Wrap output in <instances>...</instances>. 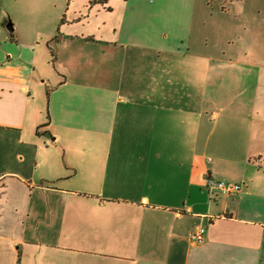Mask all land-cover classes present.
Listing matches in <instances>:
<instances>
[{
	"label": "crops",
	"instance_id": "1",
	"mask_svg": "<svg viewBox=\"0 0 264 264\" xmlns=\"http://www.w3.org/2000/svg\"><path fill=\"white\" fill-rule=\"evenodd\" d=\"M45 2L0 28V264H264V0Z\"/></svg>",
	"mask_w": 264,
	"mask_h": 264
},
{
	"label": "rangeland",
	"instance_id": "2",
	"mask_svg": "<svg viewBox=\"0 0 264 264\" xmlns=\"http://www.w3.org/2000/svg\"><path fill=\"white\" fill-rule=\"evenodd\" d=\"M46 0H0V28L4 35H8L7 25L11 24L14 37H23L25 40H37L44 45L42 37H37L34 31H48L47 21L52 16L53 8ZM5 25L3 28L2 26ZM2 34V35H3ZM46 44V43H45ZM52 48V47H51ZM49 53V52H48ZM49 56L48 65L43 68L44 73L49 69L48 73H56L54 58ZM49 67V68H48ZM59 68V66H57ZM52 69V72H50ZM38 74V72H37Z\"/></svg>",
	"mask_w": 264,
	"mask_h": 264
},
{
	"label": "built area",
	"instance_id": "3",
	"mask_svg": "<svg viewBox=\"0 0 264 264\" xmlns=\"http://www.w3.org/2000/svg\"><path fill=\"white\" fill-rule=\"evenodd\" d=\"M205 183H206L205 188L208 191L221 195V196H229L231 194H236L242 188L241 184H237L233 182H225V181L217 180L211 177H207ZM205 233H206L205 228L198 227L189 233L188 239L191 243L195 245H199L203 243Z\"/></svg>",
	"mask_w": 264,
	"mask_h": 264
},
{
	"label": "water",
	"instance_id": "4",
	"mask_svg": "<svg viewBox=\"0 0 264 264\" xmlns=\"http://www.w3.org/2000/svg\"><path fill=\"white\" fill-rule=\"evenodd\" d=\"M6 29H7V31L10 32V33H11L12 30H13L12 27H11V24L7 25Z\"/></svg>",
	"mask_w": 264,
	"mask_h": 264
},
{
	"label": "trees",
	"instance_id": "5",
	"mask_svg": "<svg viewBox=\"0 0 264 264\" xmlns=\"http://www.w3.org/2000/svg\"><path fill=\"white\" fill-rule=\"evenodd\" d=\"M93 1L94 2L98 1V2L102 3V2H106L107 0H93Z\"/></svg>",
	"mask_w": 264,
	"mask_h": 264
}]
</instances>
